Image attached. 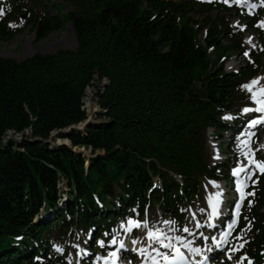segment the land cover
I'll return each mask as SVG.
<instances>
[{"label":"trees","instance_id":"1","mask_svg":"<svg viewBox=\"0 0 264 264\" xmlns=\"http://www.w3.org/2000/svg\"><path fill=\"white\" fill-rule=\"evenodd\" d=\"M31 1L27 24L13 28L25 2L12 0L0 41L30 28L40 43L70 23L77 48L21 62L0 57V264H67L57 241L80 231L101 253L96 241L133 208L139 216L159 210L182 228L202 183L229 180L232 162L213 165L208 130L223 135L245 122L223 117L262 64L238 73L212 64L209 50L232 33L208 17L200 43L192 15L233 11L249 29L256 19L196 0ZM260 40L264 56L262 33ZM239 47L231 39L223 53ZM88 88L100 110L72 129L89 118ZM11 133L21 140L5 142ZM62 138L69 145H56ZM258 178L249 207L256 230L240 251L252 264H264V174Z\"/></svg>","mask_w":264,"mask_h":264},{"label":"rangeland","instance_id":"2","mask_svg":"<svg viewBox=\"0 0 264 264\" xmlns=\"http://www.w3.org/2000/svg\"><path fill=\"white\" fill-rule=\"evenodd\" d=\"M56 1V0H53ZM200 2L207 3L205 1H212V0H197ZM247 1L246 4H244V8L247 9L250 7V11L254 15H258L257 13L261 11L264 7V3H261V0H245ZM25 7L23 14L21 16H15L13 21L11 22V25L13 28H23L27 24V14L32 6L33 1L31 0H24ZM224 3L228 4V8H233V0H230V2H226V0L223 1ZM252 2V4H250ZM254 3H259L260 8L258 11H255L251 5H254ZM65 13H69L72 10V7L68 4H65ZM14 7V3L12 0H0V17H5L9 14H11ZM41 10V9H40ZM193 17V25H195L197 28L200 29V35L199 40L200 43H204V39L206 36V33L209 30V27H207L206 19L205 18H212L213 20H216L219 22L220 30L228 29L230 33L229 35H224L221 37L222 46L220 49H211L209 50V57L210 62L215 63L218 62V65L220 61L223 63V67L226 72L228 73H238L243 68H246V70H250V66L257 64V60L261 59V72L260 75L256 78H264V59L262 57V48L261 46V40L259 38V32L255 29H249L248 27L244 28V22L240 17H237L233 15V11L231 13H222L218 11H212L211 13H208L206 15H192ZM261 26V25H260ZM262 27V26H261ZM212 28V27H211ZM264 30V27H262ZM228 32V31H226ZM237 38L240 42V47L235 48L229 52L223 53V49L228 47L231 43V39ZM249 40H251V43H249ZM255 45V46H253ZM261 46V47H260ZM77 48V41L74 34L73 27L70 23L66 24L64 29L60 32L53 33L49 38L45 39L42 42H36L35 41V34L31 32L30 28L25 29L22 33H20L17 37H15L13 40L9 42H2L0 41V57L5 59H15L18 62L24 61L28 58H31L35 54L39 53L42 55H52L55 53H58L59 51L63 50H74ZM247 52L248 55H245L244 53ZM253 80V79H252ZM252 80H247L244 83H248ZM243 83V84H244ZM258 85H264V79L258 80ZM256 87L257 92L259 91V88ZM94 93V91H93ZM252 93L249 92L246 89L241 88L237 100L235 103L234 111L233 113V123H236L237 117L246 118L247 113L242 112L241 110L245 106L249 107H256L254 102L250 99ZM95 94L92 95V89L88 90V98L86 99V109L91 114H96L100 109L98 108V104L94 101ZM264 112H260L259 114L253 112V115L261 116V114ZM251 114V113H250ZM240 120V119H239ZM231 123L229 120L227 121ZM247 123L244 124L243 127H241L240 131L237 133L235 130L223 134V135H217L214 130L209 131L208 135L209 138V150L211 153V156L214 158L215 162L219 161V157H223V160L228 159L232 162V167H242L244 165H248L250 168L254 169V173H261L259 167L255 163L249 164V157L251 160H264V147H261V145H264V124L258 128L257 132L254 135L247 134ZM78 128H85V125H81ZM67 132V131H65ZM214 133V134H213ZM233 133V135H232ZM240 133H245V135H241ZM11 134L6 137V140L9 138L16 139L20 136ZM239 137V139H237ZM57 138V134L54 133L53 136L50 139V142H55L54 139ZM251 140H253L252 147L249 148L248 144L251 143ZM60 141V143H69L66 139H57V143ZM241 141H244V144H241ZM243 151L249 152V157H245L242 154ZM219 154V155H218ZM214 162V163H215ZM242 162V163H241ZM233 179L228 183V185L224 188L225 182H220L219 184L223 187L222 193H223V202L221 203V208L225 207V204L227 203V206L230 204L233 205L234 209L237 202H240V191L237 189V181L240 182L241 187L244 189L245 198L242 201L241 205L243 204L244 207L241 211L237 213L236 210L234 212V216L236 218H241V222L244 225L243 229H241L240 233H238L237 237L234 238L229 246H232V249H241V245L243 246V241L249 239L252 235H254L256 230V223L252 219V217L249 216V207L253 204L252 201L248 203V197L250 196V193L247 192V184L249 181L248 175L246 172H240L238 174H234ZM217 186V185H215ZM214 184L210 180H206L202 184V191L201 194L196 198L194 205L192 207H187V218L185 220V225H187L192 231L188 232V235L194 234L196 235V239H203L199 235L200 232H203L205 236H217V233L214 232L213 228H209L206 225L201 228H195L194 223L196 219H199L201 221L207 219L208 215L211 214V206L209 203V197L211 196V200L215 194ZM204 208L206 211L204 213H200L199 209ZM248 208V209H247ZM241 212V215H240ZM261 212H264V208L261 210ZM193 213H195V216H193ZM152 215H149L151 219H154L156 217H162L161 211H155L151 213ZM163 218V217H162ZM222 219V218H221ZM213 221H209V223H212ZM221 223V220H220ZM241 227V225H239ZM238 226V229L240 227ZM166 227V226H165ZM196 233V234H195ZM180 234H184V232H180ZM89 241V236L85 235L84 233L80 232H73L72 235H69V238L64 239L61 238L57 241L56 244V250L57 246L62 247L64 250L58 251L60 255L65 256V260L68 264H94L95 263V256L96 253H91V255H84L81 254L79 249H77L74 245L79 244L80 248L82 249H88L90 252L91 250L88 248L87 243ZM238 250V251H239ZM220 250L217 251L216 256V264H249L247 260H243L241 262L240 258H237V252L233 251V254L228 255H221L219 253ZM106 254V252L104 253ZM230 259H229V258ZM228 258V259H227ZM124 260L128 263L129 260L132 261V264H137V259L133 257V254L130 256H125ZM214 263V264H215Z\"/></svg>","mask_w":264,"mask_h":264},{"label":"snow or ice","instance_id":"3","mask_svg":"<svg viewBox=\"0 0 264 264\" xmlns=\"http://www.w3.org/2000/svg\"><path fill=\"white\" fill-rule=\"evenodd\" d=\"M230 2V0H226ZM239 2V0H238ZM261 3H264V0H261ZM255 7L256 5H251ZM259 25H264V21H260ZM244 28L247 25L242 26ZM251 43V40H249ZM255 46V45H253ZM248 55L247 52L244 53ZM264 78H254L248 83L241 85L243 89L248 90L252 93L250 99L254 102L256 107L245 106L241 111L244 113L250 112H264V85H258V80ZM259 88L257 92L256 87ZM226 119H231L233 117H225ZM257 123H264V116L259 117L258 119L249 120V124L255 126ZM245 135V133H241ZM239 139V137H237ZM244 141H241V144H244ZM248 147L251 148L250 143ZM264 147V145H261ZM242 154L245 157H249V152L243 151ZM242 163V162H241ZM255 163L259 167L262 174H264V160L253 161L249 157V164ZM254 169L250 168L248 165L242 167L233 168V173L238 174L240 172H246L248 178L254 174ZM253 181V183L258 182ZM215 185L216 182L212 181ZM237 189L240 191V202L236 203L235 210L238 213L241 207V203L245 198V193L243 187L239 181H237ZM251 194V193H250ZM217 196H221V193H216ZM209 203H211V196L209 197ZM206 210L204 208L199 209L200 213H204ZM130 215L125 216L117 226L111 229V232H105L103 235L107 239H98L96 243L98 246L106 252L97 253L95 256V264H124L122 256H130L135 253L137 256V264H201L200 261L195 259L197 254H203L204 248H207L208 251H211V248H208L207 245L203 247L196 246L188 237L180 234V232H190V229L187 225L182 226V228H177L176 225L178 221L172 218L164 219L162 217H156L154 219H149L147 214L143 219L140 218L139 212L136 208L130 210ZM222 213L217 210V206H213V211L208 215L207 219L201 221L199 219L195 220L194 227L201 228L207 226L209 228H215V223H209L215 218H218ZM195 216V213H193ZM234 223V222H233ZM233 223L227 225L228 229L231 230ZM166 226V227H165ZM228 233H224L227 236ZM199 235L203 237L206 241L209 239L208 236H205L203 232H200ZM211 239L216 241L217 238L212 236ZM227 241L225 240V243ZM87 243V241L85 242ZM79 249L81 254L91 255L88 249L80 248V245H74ZM217 247H222L221 243L217 241ZM242 247V245H241ZM58 251H63L64 249L60 246H57ZM239 249H232V251H238ZM191 253V255H189ZM246 258V254L241 256V262ZM128 264H132V261L129 260ZM203 264H209V259L204 255Z\"/></svg>","mask_w":264,"mask_h":264},{"label":"bare ground","instance_id":"4","mask_svg":"<svg viewBox=\"0 0 264 264\" xmlns=\"http://www.w3.org/2000/svg\"><path fill=\"white\" fill-rule=\"evenodd\" d=\"M215 185H217V186H215ZM214 185V187H216L215 189H216V191H215V195H216V193H221L222 192V186L219 184V183H216ZM223 195H221V197H222Z\"/></svg>","mask_w":264,"mask_h":264}]
</instances>
